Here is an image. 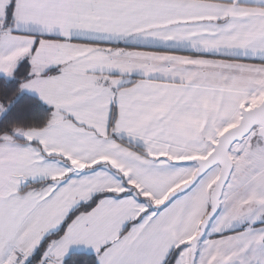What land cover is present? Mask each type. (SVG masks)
I'll use <instances>...</instances> for the list:
<instances>
[{"label":"crops","instance_id":"1","mask_svg":"<svg viewBox=\"0 0 264 264\" xmlns=\"http://www.w3.org/2000/svg\"><path fill=\"white\" fill-rule=\"evenodd\" d=\"M23 61L21 91L51 115L23 140L0 141L23 172L11 191L18 202L0 203V263L26 264L74 207L109 190L37 264L71 252L96 253L99 264H165L174 249L181 264L218 168L164 207L150 204L188 180V159L205 156L242 108L264 98V0H0V73L13 77ZM258 172L247 194L264 206ZM238 205L210 220L195 264H264V207L241 220Z\"/></svg>","mask_w":264,"mask_h":264},{"label":"rangeland","instance_id":"2","mask_svg":"<svg viewBox=\"0 0 264 264\" xmlns=\"http://www.w3.org/2000/svg\"><path fill=\"white\" fill-rule=\"evenodd\" d=\"M5 110H6V107L1 104L0 105V116L5 112ZM239 118L240 117H235L233 121L230 123L231 124L230 126L237 123ZM26 131L27 130L19 129L15 132V135H17V137H21V138L23 137L24 139L27 136ZM3 139H6V140L13 139L14 140L15 137L7 135V136H4ZM0 147L5 148L4 150L0 149V203L4 202L2 198L6 196L9 197V199H12L14 203H17L20 193L16 191H15L16 193L15 192L13 193L11 191H12V188H14L15 190L18 187L19 181H23V177L20 176L21 175L20 173H23V172L18 169L20 165L22 164V161L15 160L14 159L15 156L13 154L14 152L6 151L7 147L5 146H0ZM231 149L230 151L232 152ZM233 155H234V160H235V163L233 166L234 168L232 170L231 177L229 178L225 186L226 193L225 195L223 194V199L220 201V204H221L220 210L217 212L214 219L215 218L217 219L218 217H220L221 214L223 213V210L229 214L230 207L237 208L238 203H239L238 209L235 210L234 214H236L237 217H239L241 220L245 218L244 215L246 212H248V215L250 216V218L256 217L259 214V212L262 211L261 209L264 207L262 205L263 203L259 201L260 199H257V198L252 199L250 195L247 194L249 190V186H250L249 181H252L254 179L253 175H255L256 173H259L258 171L264 170V140L258 137L256 129H253L250 132V134L242 140V142H240L234 147ZM22 169L25 170V167H22ZM210 171L203 176L204 178L202 181H206L209 177L213 175V173ZM12 172L15 173L14 176L12 175ZM200 185H202V182H200ZM235 188H238L239 190L236 194H234V195H237L234 198L232 192ZM30 189H33V190L26 192V195L33 196V194L37 193L38 191L36 190L37 188H30ZM1 205L2 204H0V206ZM2 210L3 209H0V216H1ZM249 211L252 212L251 215ZM260 216L261 214L258 216V218ZM241 220H238V222H241ZM3 244L4 243L0 242V262L2 259L3 261H5L7 257V255L6 256L4 255L6 251L3 250ZM182 248L183 250L181 249L182 251L179 253V256H178V262L182 264V260H183L184 262L188 263L189 255H190V247L189 248L182 247Z\"/></svg>","mask_w":264,"mask_h":264},{"label":"trees","instance_id":"3","mask_svg":"<svg viewBox=\"0 0 264 264\" xmlns=\"http://www.w3.org/2000/svg\"><path fill=\"white\" fill-rule=\"evenodd\" d=\"M28 70V63L23 61L16 68L13 77L7 78L0 73V105L2 104L6 107L5 112L0 116V141L7 135L22 140L23 138L15 135L17 130L42 129L49 122L51 108L35 95L21 91V83L28 77ZM53 71H55V69H52L49 72ZM127 145L132 147L130 144ZM133 148L142 152L138 147ZM42 183V181H38L30 183L29 185L37 186ZM110 193L113 192L109 190L96 192L86 202H82L74 207L59 229L45 237L40 242L38 247L31 253L26 264H37L47 243L51 239L59 236L74 216L80 212L91 209L100 198ZM176 252L177 250L174 249L165 264H173ZM61 264L99 263L96 253L71 252L62 259Z\"/></svg>","mask_w":264,"mask_h":264},{"label":"water","instance_id":"4","mask_svg":"<svg viewBox=\"0 0 264 264\" xmlns=\"http://www.w3.org/2000/svg\"><path fill=\"white\" fill-rule=\"evenodd\" d=\"M256 129L258 137L264 140V98L257 104L241 109L238 122L223 130L213 143L212 149L205 155L188 159L196 165L192 176L182 182L178 187L171 190L161 203L153 204V209H159L167 205L174 197L188 191L198 179L208 172L211 168H218V175L209 191L208 210L202 217L198 231L187 243L190 247L189 263L195 264L197 245L204 235L210 220L216 215L220 208V201L224 188L233 170V159L230 155L232 145L243 140L250 132Z\"/></svg>","mask_w":264,"mask_h":264}]
</instances>
